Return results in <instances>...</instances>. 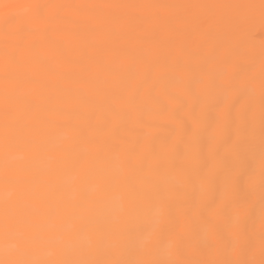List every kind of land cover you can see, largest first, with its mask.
I'll list each match as a JSON object with an SVG mask.
<instances>
[{"label":"snow or ice","instance_id":"6c2138e0","mask_svg":"<svg viewBox=\"0 0 264 264\" xmlns=\"http://www.w3.org/2000/svg\"><path fill=\"white\" fill-rule=\"evenodd\" d=\"M3 32L4 168L0 183V264H264V46L242 43L264 25L259 3L61 4L33 2ZM193 10H205L194 13ZM132 38L152 51L121 67L98 63L122 83L100 92L102 115L78 116L71 146L37 144L56 154L46 175L74 173L73 183L19 178L8 152L40 122L39 109L15 87L28 81L37 38L67 37L93 55H123L107 41ZM97 37L90 42L87 36ZM63 49V39H51ZM90 62L92 58H89ZM139 68V71H137ZM174 125L171 141L142 147L133 140L145 117ZM92 128L83 134L80 129ZM80 143L91 146L81 152ZM95 181V195L85 189ZM68 192L74 197H67ZM174 196L184 199L185 224H174ZM115 202V204H114ZM70 230H65V224ZM145 239L141 241V237ZM9 241H15L10 246ZM55 249L53 255L41 250Z\"/></svg>","mask_w":264,"mask_h":264},{"label":"bare ground","instance_id":"6f19581e","mask_svg":"<svg viewBox=\"0 0 264 264\" xmlns=\"http://www.w3.org/2000/svg\"><path fill=\"white\" fill-rule=\"evenodd\" d=\"M37 0H0V50L3 48V32L6 27H11L15 18L22 15L25 10L18 7ZM43 3L61 4H213V3H259V0H39ZM199 13L205 10H193ZM257 22L250 26L242 37V43L255 48L257 51L264 46V25L259 23V9L255 10ZM129 38L111 39L107 41L106 47L111 50L122 51L123 55L113 57L111 55H93L92 47L77 49L67 38L58 34H49L48 38H37L34 55L47 64L46 70L40 67L39 63H30L27 71L30 79H35L36 84L28 81H18L15 87L27 97L28 104L18 113V120L23 122L28 111L39 109L41 121L30 125L20 136L17 142L8 152V158L19 178H30L34 181L33 186L41 183L64 185L73 183L74 173L65 170L59 177L46 175L48 169L54 167L56 154L51 151L35 152L31 148L33 142L37 144H58L71 146L73 137L79 127L78 116H84L95 112L99 117L102 115V100L100 92L106 88L117 89L122 83L114 79L110 74L100 73L94 82L90 81V74L94 71V65L103 63L110 65L113 62L121 67L132 63L137 56L147 54L152 49L147 45H141L132 38L138 29L131 26L126 29ZM97 37L89 35L86 39L90 42ZM63 39V49L52 47L49 40ZM92 58L91 62L89 58ZM139 71V68H137ZM4 78L3 65L0 61V174L4 168V148L2 142L4 120ZM145 124L136 129L132 139L139 140L142 147H150L154 141H158L157 148H163L164 143L171 141L169 130L174 127L173 123L166 118L151 113L145 117ZM80 131L85 135L94 133L92 128H83ZM79 151L87 152L91 146L80 143L76 146ZM90 195H95L97 185L95 181H89L85 185ZM4 186L0 183V199L4 196ZM67 197H74V193L68 192ZM173 226L182 230L185 224L186 205L180 196H174ZM115 204V202H114ZM65 230H70V224H65ZM145 238L142 236L141 241ZM15 241H9L10 246ZM55 249L46 247L41 250L42 255H53Z\"/></svg>","mask_w":264,"mask_h":264}]
</instances>
